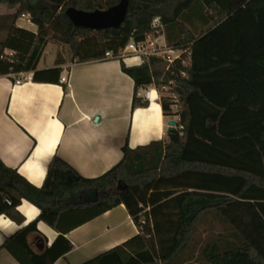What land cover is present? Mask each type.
Listing matches in <instances>:
<instances>
[{
  "label": "trees",
  "instance_id": "trees-1",
  "mask_svg": "<svg viewBox=\"0 0 264 264\" xmlns=\"http://www.w3.org/2000/svg\"><path fill=\"white\" fill-rule=\"evenodd\" d=\"M127 1L113 34L75 25L67 10L120 0H0L15 9L0 15V76L33 72V81L59 83L60 67L37 69L52 41L76 62L110 52L135 82L133 108L149 105L139 88L155 86L164 114L176 117L165 139L136 148L126 141L121 161L94 178L55 155L37 187L0 159V215L23 223L22 199L40 209L1 248L21 264H53L73 248L70 230L123 204L139 233L82 264H264V0ZM22 15L36 31L16 24ZM155 17L167 45L185 52L169 69L157 56L127 66L120 51L157 37ZM40 221L58 236L35 252L28 237Z\"/></svg>",
  "mask_w": 264,
  "mask_h": 264
},
{
  "label": "crops",
  "instance_id": "crops-1",
  "mask_svg": "<svg viewBox=\"0 0 264 264\" xmlns=\"http://www.w3.org/2000/svg\"><path fill=\"white\" fill-rule=\"evenodd\" d=\"M6 13L11 12L0 15ZM158 40L167 45L164 28ZM56 44L53 65L42 66L40 59L37 69L60 67L61 75L69 77L67 83L33 81V72L19 74L16 79L26 78L21 84L0 76V159L5 166L41 187L56 155L83 177L94 178L121 161L126 141L136 148L166 138L176 117L164 114L159 99L149 101L147 107H132L135 82L123 72L119 59L76 62L66 46ZM124 62L143 63L138 58ZM17 210L24 218L21 224L0 215V264H21L1 246L40 213L27 199ZM37 229L28 239L35 252H42L58 232L42 221ZM138 233L125 205H118L70 230L66 237L73 248L53 264H82Z\"/></svg>",
  "mask_w": 264,
  "mask_h": 264
},
{
  "label": "built area",
  "instance_id": "built-area-1",
  "mask_svg": "<svg viewBox=\"0 0 264 264\" xmlns=\"http://www.w3.org/2000/svg\"><path fill=\"white\" fill-rule=\"evenodd\" d=\"M28 21L31 22L30 18ZM152 27L156 29L158 34L157 37H152L151 35H147L144 40L141 41H130L127 46L120 51L119 56L123 58H138L143 62L148 60L151 56H157L164 59L167 62V69H169L176 60L182 57V54L185 50L181 48H176L172 46H168L166 44H161L159 42V35L163 30V25L159 17H155L152 22ZM14 51L10 49H6L4 51L5 56L13 55ZM106 59L114 58L113 54L107 52L105 55ZM23 75V73H21ZM26 80L25 77H20L15 80V84H21ZM69 77L67 75H61L60 81L62 83H67ZM138 96L144 98L145 100L152 101L154 99L160 100V93L156 89L155 86H145L140 87L138 90ZM10 203V201H8ZM142 222H145L142 220Z\"/></svg>",
  "mask_w": 264,
  "mask_h": 264
},
{
  "label": "water",
  "instance_id": "water-1",
  "mask_svg": "<svg viewBox=\"0 0 264 264\" xmlns=\"http://www.w3.org/2000/svg\"><path fill=\"white\" fill-rule=\"evenodd\" d=\"M127 11L128 1L120 0L118 4L106 10L83 11L69 8L67 13L77 26L88 27L93 30L111 29L113 34H118L119 28L126 19ZM174 126L175 121H171L169 129H173Z\"/></svg>",
  "mask_w": 264,
  "mask_h": 264
},
{
  "label": "rangeland",
  "instance_id": "rangeland-1",
  "mask_svg": "<svg viewBox=\"0 0 264 264\" xmlns=\"http://www.w3.org/2000/svg\"><path fill=\"white\" fill-rule=\"evenodd\" d=\"M14 10L15 9L9 8V6L7 4L0 3V14L4 13V12H13ZM26 17H28V16H26ZM0 24H3L1 19H0ZM17 24L21 27H24V28L32 30V31L37 30V26L35 24H33L32 22L26 20V18L23 15L17 20ZM4 36H5V32L0 29V39L3 38ZM57 46L58 45L56 43H51V42L46 46V48L43 52V55L41 57V65L42 66L44 65V63H46L47 65H53V59L56 57V53H57V49H58ZM21 77H22V75H21ZM164 93L166 94L165 91H164ZM203 227H205V226H202V228ZM220 229H221V227L216 224L215 230L219 231Z\"/></svg>",
  "mask_w": 264,
  "mask_h": 264
}]
</instances>
